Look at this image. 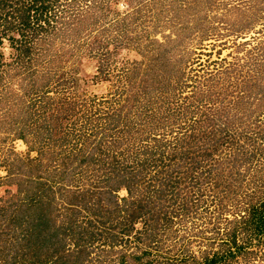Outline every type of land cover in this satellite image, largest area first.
I'll list each match as a JSON object with an SVG mask.
<instances>
[{"label":"rangeland","instance_id":"obj_1","mask_svg":"<svg viewBox=\"0 0 264 264\" xmlns=\"http://www.w3.org/2000/svg\"><path fill=\"white\" fill-rule=\"evenodd\" d=\"M154 1L50 0L51 29L41 41L28 31L27 51L0 25V242L41 229L74 264H264V213L257 229L241 225L264 196V0ZM170 33L180 40L154 64L166 62L161 86L152 36ZM210 129L204 155L190 134ZM162 186L160 217L144 218ZM233 228L248 244L229 258Z\"/></svg>","mask_w":264,"mask_h":264},{"label":"trees","instance_id":"obj_2","mask_svg":"<svg viewBox=\"0 0 264 264\" xmlns=\"http://www.w3.org/2000/svg\"><path fill=\"white\" fill-rule=\"evenodd\" d=\"M88 1V3H90L91 1L94 2V4L97 5H105L107 3V0H85ZM98 1V2H97ZM129 1V8H131L130 10H133L134 8H140V6H144L147 5V11L150 9H154L157 10L156 6H152L155 1L154 0H128ZM106 2V3H105ZM173 3V2H172ZM51 6V2L50 0H0V25H2V27H4L6 25V22H8V24L6 25L7 27H11L12 29H14V31L17 32V35L14 36H8L10 44L14 45L17 47V43L19 42L20 44H22L25 49V51H27V47L25 44L26 41V33L28 31H31L33 33L34 36H37L35 38L36 41H41L44 40L47 36H45L43 34V30L49 28L51 29V20L49 15H47V9L48 7ZM173 6V5H171ZM52 8V7H51ZM129 10V11H130ZM129 11H127L125 14H123L124 16L128 15ZM161 9L158 10V12L156 13L157 15L161 13ZM150 18H153L152 15L149 16ZM124 17H122L121 19H118L117 17L115 18V26L118 28L117 30H121L120 27V20H122ZM163 19V15L162 17H158L157 19H155L154 22V28H158L159 25L161 24V21ZM160 21V22H159ZM114 25V22H111ZM178 23V22H177ZM177 23H174L175 25H177ZM126 25L127 23H125L124 21H121V25ZM180 24V23H178ZM182 25V24H180ZM178 25V26H180ZM185 26L182 25L179 28H183ZM107 28H110L109 26H106ZM16 29V30H15ZM118 31H116L113 36H117ZM162 38H159L155 35L152 36V40H154L159 46H163L164 47V51H159L158 54L154 57V61L148 62V64H151L154 66L153 71L157 72L158 71H167L168 69L165 67V63L164 61H160L159 64H157L156 66L154 64H156V61L160 60H165L167 62L170 61V59L166 56V50H167V42L171 41L173 43L176 42V40H180L179 37H172V34H162ZM34 38V37H32ZM25 44V45H24ZM21 46H19L20 48ZM218 70L217 66L214 67V69L210 70V75L214 74L216 71ZM128 71V70H127ZM156 74V75H155ZM256 74V75H255ZM253 73L252 76L249 75L250 77L245 78L244 83H243V91L240 92L238 99L241 97V94L246 93V95H250L253 93V88L255 83L257 82V80L259 78H261V76L264 74L262 72L261 76L259 75L260 73ZM129 76V75H128ZM162 74L161 72L158 73H151L150 75V79L151 81L154 82V80L158 79L157 81L161 82L162 80H160L157 77H161ZM144 80H148L149 78L147 77H142V81ZM150 82V80L148 81ZM161 86H162V82H161ZM210 95V93L208 94ZM212 118H208V122L211 121ZM260 118L257 120L259 121ZM225 125H223L224 127ZM195 131V130H194ZM217 131L216 130H205L203 131L200 135V130L195 131L193 133L190 134L191 136V145H193L194 143L197 142V146L195 149H198L199 151L203 152L204 155H209L210 152H212V150L214 149V146L211 148V143L208 142V140L210 139L211 135L215 134ZM215 132V133H214ZM214 136V135H213ZM19 137L26 139L27 138L25 136V134H23L22 132L19 134ZM205 144V145H204ZM32 149V147H31ZM192 151L194 149H191ZM189 152L191 151H186V153L180 155L181 157V163L184 162L183 157L188 158L189 156ZM192 153V152H191ZM192 155V154H191ZM194 155V154H193ZM181 168H178V171L176 172V174L178 176H176V174L174 173H170V175H168V178H160V180L162 181V183H164V185H168L170 183L174 184V179L173 177L176 176L179 180H184L185 176L180 175L181 172ZM158 172H156L154 175H151L152 178L155 177H160L159 175H156ZM145 175V173H144ZM150 177V175L148 176ZM141 178V177H140ZM149 179V178H148ZM150 180V179H149ZM128 186H126L127 188ZM160 189V196L163 198L160 199V197L155 198L154 201H156L157 203H160L161 201V205L160 208L156 211H147V210H141L140 213L145 214L144 218L146 217V215H148L149 219L151 220H158L157 218L160 217V211L161 209L163 210V200L164 198H166V187L162 186ZM157 199H159V201H157ZM34 200V198L32 199ZM70 203V202H68ZM73 205L72 207H74V203L73 204H69ZM140 209V208H139ZM138 209V210H139ZM245 212L243 213V219H241V225L246 228V227H250V224H255V227H253L254 229H257V224H261V214L264 213V196L263 198H261V200L257 201V202H249V204L245 207ZM165 212H163V214L165 213L166 215V210H164ZM162 214V215H163ZM256 215H259L257 217L259 218H254ZM231 221H238L237 218H232L230 219ZM133 220L130 221V223H132ZM262 223H264V220H262ZM133 224V223H132ZM47 225V224H46ZM236 228H233L232 230H230V236L228 239L229 242V248H227V257H231L233 258L237 252H242L240 250H242L244 247L247 246L248 242H238L237 241V237H236V232H235ZM41 229H39V232L34 233L35 237L34 239H36V242H31L30 239L28 238V240L24 241V242H19L16 243L17 245L15 246V242H12V236H8L6 238H3L4 242H0V264H7L6 262L11 261V264H74V261H77L76 258H71L72 254L69 253V251H66V249H63V244L61 245V243L59 242V240H51V249L48 250L46 248H49V244L46 243L47 239H39V237H42V235H40ZM15 235V234H14ZM44 237V236H43ZM24 238V237H20ZM247 239V238H246ZM38 240V241H37ZM41 240V241H40ZM26 244V245H25ZM10 245H12L10 247ZM12 250V253L9 255V250ZM218 258V256H213L212 258H205V261L203 264H212L213 262L216 261V259ZM51 260V261H50ZM219 260V259H218ZM50 261V262H49ZM49 262V263H48ZM232 264V263H231ZM239 264V263H237Z\"/></svg>","mask_w":264,"mask_h":264}]
</instances>
